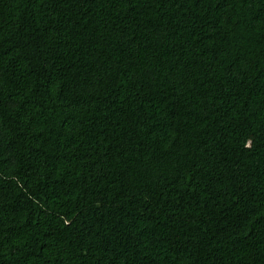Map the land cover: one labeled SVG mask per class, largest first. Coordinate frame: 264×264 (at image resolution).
I'll return each instance as SVG.
<instances>
[{
  "label": "trees",
  "instance_id": "trees-1",
  "mask_svg": "<svg viewBox=\"0 0 264 264\" xmlns=\"http://www.w3.org/2000/svg\"><path fill=\"white\" fill-rule=\"evenodd\" d=\"M0 264H264V0H0Z\"/></svg>",
  "mask_w": 264,
  "mask_h": 264
}]
</instances>
